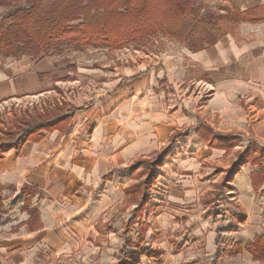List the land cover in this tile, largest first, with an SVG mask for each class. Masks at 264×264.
I'll use <instances>...</instances> for the list:
<instances>
[{
    "label": "crops",
    "instance_id": "obj_1",
    "mask_svg": "<svg viewBox=\"0 0 264 264\" xmlns=\"http://www.w3.org/2000/svg\"><path fill=\"white\" fill-rule=\"evenodd\" d=\"M226 3L242 12L264 6V0ZM245 31L200 52L174 47L118 65L0 52V108L35 100L56 105L53 112L63 108L70 117L69 125L46 131L39 143L11 149L0 161V199L10 214L19 213L1 224L0 264H119L142 228L146 241L132 250L145 256L135 264L213 258L218 235L207 222L195 226L194 219L216 209L218 198L214 202L210 193L225 175L219 171L237 164L251 146L264 148V38L247 37ZM75 83L99 87L68 96L64 91ZM201 127L210 132L207 138L233 136L241 143L230 153L213 148L199 137ZM165 150L158 184L168 187L169 207L132 220L136 205H123L132 182L129 168ZM257 169L247 164L236 177L246 212L257 195L263 198L264 185L257 192L251 182ZM25 205L31 214L23 212ZM6 227L11 232L1 233ZM186 238L195 247L187 248ZM198 243L204 250L195 253Z\"/></svg>",
    "mask_w": 264,
    "mask_h": 264
},
{
    "label": "trees",
    "instance_id": "obj_2",
    "mask_svg": "<svg viewBox=\"0 0 264 264\" xmlns=\"http://www.w3.org/2000/svg\"><path fill=\"white\" fill-rule=\"evenodd\" d=\"M231 0H225L229 2ZM205 0H34L27 9L12 11V25L7 30H20V36L12 41L1 34L0 52L10 54V48L15 42H29L31 51L22 49L19 56H38L43 52L58 50L65 43L84 47L108 46L117 49L133 37L163 33L173 41L185 44L190 52H200L216 45L228 36L227 29L240 23L264 22V6L249 11H240L236 7H222L221 14H214L205 7ZM198 4V7H195ZM123 11H122V10ZM214 18L217 20L214 21ZM10 32V33H11ZM9 34V33H8ZM8 51V52H7ZM7 52V53H6ZM15 52V51H14ZM70 117L65 109L44 114L36 112L17 123L13 130L4 134L5 139L12 144L0 145V161L11 149H19L28 142H41L43 133L53 132L61 128ZM200 138L208 140L209 146L230 153L241 143L240 138L227 136L224 138H207L210 132L201 127L198 130ZM16 145H13L16 142ZM167 150L150 159H139L129 168L136 174L137 182L126 189L130 200L136 205V220L142 216L146 204V192L157 179L156 171L163 168ZM251 164L257 170L251 174V182L257 192L264 185V148L251 146L242 153V158L226 171V177L214 187L213 200H216L225 190H232L230 183L239 175L242 167ZM25 189V188H24ZM23 189V190H24ZM264 198V192L262 193ZM157 208L152 207V211ZM241 220L245 221L244 218ZM147 230H142L137 244L128 243L119 255V264H129V249H139L146 241ZM240 245L233 247V253L241 250ZM246 249L254 259L264 260V236L257 238Z\"/></svg>",
    "mask_w": 264,
    "mask_h": 264
},
{
    "label": "rangeland",
    "instance_id": "obj_3",
    "mask_svg": "<svg viewBox=\"0 0 264 264\" xmlns=\"http://www.w3.org/2000/svg\"><path fill=\"white\" fill-rule=\"evenodd\" d=\"M33 1L34 0H0V28H2L1 34L6 35L7 40L12 41L20 36L19 35L20 30L18 28H13L14 30L12 32L11 30L10 31L7 30V28H10L12 25V21L10 19V15L12 14V11H16L17 9L18 10L27 9L32 6L31 4L33 3ZM205 1H206L205 8L210 10L214 14H218V15L223 13L220 10L222 7L224 6L231 7L225 2V0H205ZM195 7H198V4H196ZM215 20H217V18H214V21ZM258 24H262V25H258ZM251 25L252 26L257 25L259 27L257 28V30L245 31L249 29ZM227 31L228 33H230V35L234 37L237 35L240 36L241 34L243 35L242 31L243 32L245 31L247 37L253 36V38H257V37L264 38V22L240 23L238 25L232 26L231 28H228ZM31 46L32 44L29 42L28 43L15 42L10 48V54L9 53L7 55L4 53L2 54L5 57H12L14 53L19 56L20 54H22L21 53L22 49L27 48L25 49L26 51H31L32 50ZM183 46L186 45L169 39L161 32L153 35L133 37L131 38V40H128L124 42L122 45H120V47H118L117 49H113L108 46L97 47L93 45L84 48V47H77L75 45H70L68 43H65L64 45L60 46L58 50L49 51L46 55H52L55 56L57 59L61 58L62 61L82 64L85 66L88 65L100 66L103 65V63L118 65L122 63L131 62L132 59H146L151 54L162 53V51L170 50L173 49L174 47L180 48ZM90 86H92L91 88L99 87V85L96 84ZM75 90L76 92H78L76 88L74 89V91ZM74 91L72 88L69 87L64 92L68 93L67 95L70 96ZM79 93H84V92L79 91ZM209 94H211V91L208 93V95ZM38 102L40 101L30 100V101H19L15 103L11 102L6 105H2L0 108V139H5L4 134L8 133L10 130H13L16 127L17 123L25 119L27 115L35 114L36 112L43 114L45 113V111L46 112L48 111L45 109H49L51 112H53L56 107V105L44 106L43 104H40ZM234 166L235 165L231 167ZM227 170L225 171L221 170L219 171V173H226ZM159 172L160 169L156 171L157 179L154 181V184L151 186V188L148 189V191L145 194L147 200L145 206L143 207L144 211L142 213V216L145 212L151 214L152 212L157 211L159 206L163 208H167V206L169 207V205H167L169 204V202L167 201L168 187L167 186L165 187L164 185L160 187V185L158 184ZM225 177L226 174L218 183H220ZM236 177L237 176H235V178L230 183L232 190H225L226 193H222L221 196L216 201V205H215L216 209L211 210L209 213H205V214L198 213L197 217L194 219L195 226H197V223L202 221V222H207L209 224L211 231L215 230L216 234L218 235L217 253L213 258L210 259H207V257L204 258L203 256H202L203 258L199 257L198 259L194 260L195 261L194 263L191 264H264V260H259V259L255 260L253 255L248 251V249H246L259 237H257L253 241L251 240V242H249L246 245L236 244L238 242H241L242 239H244V237L246 238V236H250L253 239L257 234L264 235V198H262L260 195H257L258 196L257 204L255 205L254 202L253 203L254 206L250 209L249 212L244 211L240 207L241 195L239 191L236 190L235 188ZM131 179L132 182L129 183V186L127 188L136 184L137 182L136 174H132ZM215 185L213 186V190L210 193V198L211 196H214L213 192ZM126 189H125V194L127 199L124 201L123 204L124 206L127 204H133L130 200V195L126 193ZM213 201L215 202V200ZM152 207H155L157 209L155 211H152ZM11 210H14V208ZM23 212H28L31 214L27 205L23 207ZM17 215H19V213L10 214L9 210L3 207V199H0V227L1 224L5 225L11 221H15L16 219H18L16 218ZM244 217H245L244 220L246 221L248 220L249 222L248 225H245V222L241 220ZM231 219L235 223L234 226L230 225ZM132 222L133 221H130L129 223ZM147 226L148 225L145 224V228ZM6 228L7 229L2 230L1 233H4L5 231L11 232L9 227ZM142 230L145 229L142 228ZM138 233L139 230L137 234ZM189 234L190 233L186 234L188 238H189L188 236ZM188 238H186V243H188L189 246L187 248H191L192 246L195 247L194 241H189L187 240ZM137 243H132V244H137ZM201 244L202 243L196 244L197 249L193 248L192 251L198 253V251L204 250V247H200ZM234 245H240L242 247L240 251L236 252V254L233 253L232 250ZM132 249H129L126 252L128 253V255H130L129 262L131 263L129 264H135L137 262L135 261V259L138 260L143 258V256H145L144 253L133 252L134 250ZM191 261L192 260H190V262Z\"/></svg>",
    "mask_w": 264,
    "mask_h": 264
},
{
    "label": "built area",
    "instance_id": "obj_4",
    "mask_svg": "<svg viewBox=\"0 0 264 264\" xmlns=\"http://www.w3.org/2000/svg\"><path fill=\"white\" fill-rule=\"evenodd\" d=\"M92 86H90L89 88H88V86L87 87H85V86H83L81 83H75V85H74V87H73V90L76 88L77 89V91L79 92V91H86V92H93L94 93V91H96L97 90V88H91ZM91 92V93H92ZM209 93V92H208Z\"/></svg>",
    "mask_w": 264,
    "mask_h": 264
}]
</instances>
